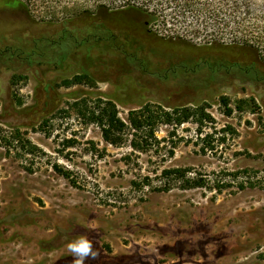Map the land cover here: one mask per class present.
<instances>
[{
    "label": "rangeland",
    "instance_id": "rangeland-1",
    "mask_svg": "<svg viewBox=\"0 0 264 264\" xmlns=\"http://www.w3.org/2000/svg\"><path fill=\"white\" fill-rule=\"evenodd\" d=\"M17 6L0 5V34L12 40L4 43L26 56L0 51V253L14 257L0 264H72L66 245L80 235L100 252L85 264H264V82L247 68L256 52L231 45L229 31L208 20L204 39L192 44L148 31L140 14L96 19L131 43L132 63L100 35L96 41L88 16L45 20L33 8L29 18ZM250 7L260 15L264 0ZM214 39L223 44L210 45ZM83 72L94 80L62 83ZM79 98L91 107L110 98L124 120L146 102L204 104L213 122L201 131L193 120L161 124L159 145L138 151L105 142L97 125L82 122L72 108ZM228 125L235 134L223 131ZM174 168L189 169L184 180L163 174ZM200 177L205 186L182 188Z\"/></svg>",
    "mask_w": 264,
    "mask_h": 264
},
{
    "label": "trees",
    "instance_id": "trees-1",
    "mask_svg": "<svg viewBox=\"0 0 264 264\" xmlns=\"http://www.w3.org/2000/svg\"><path fill=\"white\" fill-rule=\"evenodd\" d=\"M13 4L23 6L30 13L33 8H42V19L55 18L60 15L63 20H69L78 16H88L94 19L88 26V29L94 28V35L97 38L100 35L104 43H108L110 48L118 51L119 54H125L127 59L134 63L135 58L131 57L132 45L121 43L116 39V35L103 22H97L96 19L114 14H140L143 17V26L148 31L169 39H178L188 43L195 44L197 40L204 39L205 20L212 23V27L228 30L232 38L231 45L243 46L256 52L257 56L250 61L247 68L255 71L256 80L264 82V12L256 15L251 11L250 3L252 0H9ZM36 16V15H33ZM87 29V28H86ZM86 29L79 32L84 33ZM65 30V28L63 29ZM67 31H64L66 33ZM89 32V30H88ZM67 34H70L68 32ZM90 34V33H87ZM221 40V39H220ZM102 42V43H103ZM194 42V43H193ZM210 45H220L216 40H210ZM199 44V43H198ZM204 45V40L202 43ZM134 50L137 51L135 48ZM66 52V51H65ZM9 55H17L14 52H8ZM7 53V54H8ZM65 57V56H64ZM261 65L262 68L259 66ZM246 68V69H247ZM94 77L88 72L77 73L70 79L62 80L66 85L77 83H87L93 81ZM73 103L72 108L76 111L78 117L85 124H95L100 128L103 140L113 146H120L125 141L129 142L132 149L138 151H147L159 145V139L156 136L157 127L161 124L179 126L185 122L193 120L199 129L204 124L213 122V118L206 111L204 104L196 105H175L166 106L159 102H146L138 108L128 111L126 119L119 116L116 103L110 98H97L88 105L87 100L79 98ZM220 102L225 108L226 116H230L233 109L229 107V98L222 95ZM66 114L67 111L61 110ZM43 121V125L47 124ZM201 131V129L199 130ZM223 131H229L235 134L236 131L231 126H225ZM210 133H205L209 137ZM13 140H19V131L12 136ZM21 145L26 153H33L36 147L28 140H21ZM54 168L64 177L69 175L66 171L54 165ZM189 169L174 168L163 170V174L173 176L176 179H183ZM247 172L237 171L234 176ZM186 184L182 188H194L205 186V180L200 178L185 179ZM249 186L253 183L247 178ZM246 182L240 181L238 187L243 189ZM228 186L221 184V188Z\"/></svg>",
    "mask_w": 264,
    "mask_h": 264
},
{
    "label": "clouds",
    "instance_id": "clouds-1",
    "mask_svg": "<svg viewBox=\"0 0 264 264\" xmlns=\"http://www.w3.org/2000/svg\"><path fill=\"white\" fill-rule=\"evenodd\" d=\"M67 252L74 259L72 264H85L86 260H97L100 252L86 235H80L66 245Z\"/></svg>",
    "mask_w": 264,
    "mask_h": 264
},
{
    "label": "flooded vegetation",
    "instance_id": "flooded-vegetation-1",
    "mask_svg": "<svg viewBox=\"0 0 264 264\" xmlns=\"http://www.w3.org/2000/svg\"><path fill=\"white\" fill-rule=\"evenodd\" d=\"M5 3H10V4H12V2L11 1H9V0H0V5L1 4H5ZM20 7H23V6H21V5H18L17 6V9L19 10V8ZM24 8V7H23ZM18 12V14L19 15H21L22 14V12L20 11H17ZM17 12H15V13H17ZM21 13V14H20ZM26 14H27V16L30 18V13L27 11L26 12ZM62 25H64L63 23H62ZM64 27V26H63ZM62 27V30L64 29ZM88 35V34H87ZM89 36H86V37H83V38H81V40H82V42H84L85 44H88L89 43V38H88ZM6 40H9V41H11L12 42V40L10 39V38H8V37H6V34L3 32L2 34H0V51L1 52H17V51H21L22 52V50H21V48L20 47H16V46H13V44L12 45H8V44H6V43H4ZM75 41V40H74ZM51 43V42H50ZM102 46H104V45H102ZM105 47V46H104ZM107 48V47H106ZM110 47H108V49H109ZM110 49H112L113 50V48H110ZM114 51H116V50H114ZM116 52H118V51H116ZM121 55H123V54H121ZM13 56H15V57H17V58H25L26 56H21L20 54H17V55H13ZM123 56H125V54L123 55ZM90 74V73H89ZM91 75V74H90ZM91 76H93V75H91ZM17 237V235H12L11 236V240L10 241H12V242H14L13 240L15 239ZM4 242L1 240L0 241V245L1 244H3ZM1 247V246H0ZM4 259H6V258H4L3 257V255L0 253V262L2 261V260H4ZM11 259H14V257L13 258H11ZM10 258H7L6 260H11ZM183 262H175V261H172V262H167V261H164V262H161V263H157V264H182ZM187 263H191V262H187ZM8 264H14L13 262L12 263H8ZM243 264H247V263H243Z\"/></svg>",
    "mask_w": 264,
    "mask_h": 264
}]
</instances>
